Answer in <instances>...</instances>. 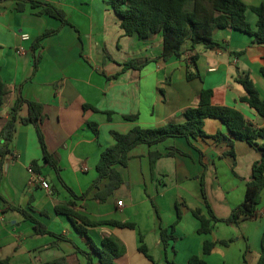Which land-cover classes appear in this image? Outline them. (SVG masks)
<instances>
[{"label":"crops","instance_id":"obj_1","mask_svg":"<svg viewBox=\"0 0 264 264\" xmlns=\"http://www.w3.org/2000/svg\"><path fill=\"white\" fill-rule=\"evenodd\" d=\"M34 1L62 9L69 24L40 15L41 8L28 1L0 4V78L8 91L0 106V147L2 130L21 91L24 98L44 105L47 118L42 130L60 174L46 161L34 125L19 124L11 144L12 154L0 157V260L9 259L10 264H54L63 259L61 264H88L81 252H93L87 239L65 214L56 212L57 205L74 201L76 210L90 221L136 224L135 230L110 225L87 227L98 247L109 236L124 243L127 252L116 261L118 264H153L139 252L141 235L157 264H188L194 255L210 264H258L264 243V192L255 218L239 224L218 222L208 235L199 233L200 222L192 212L201 209L207 214L202 194L204 178L214 214L227 219L216 214L207 182L209 171L214 193L223 197L218 203L232 212L244 201L253 164L261 158L259 151L243 141L235 142V158L224 156L231 148L212 137L219 132L230 134L218 119L205 121L208 137L193 141V145L179 137L134 148L128 165L117 166L124 184L105 202L98 199V194H102L108 180L90 188L98 178L102 153L115 144L113 131L127 133L135 127L183 123V114L198 105L206 88L214 91L213 105L235 108L253 126L264 128V118L241 101L246 92L237 82V78L249 74L264 98V45L255 44L254 38L243 32L218 30L214 38L222 47L198 46L201 77L188 80L190 52L166 63L158 62L164 49L162 35L148 40L126 36L121 19L107 0ZM244 2L248 6L247 19L256 29L258 16L252 9L264 0ZM49 30L58 32L45 38L35 50L37 39ZM24 34L30 36L28 41L22 40ZM240 52L244 53L237 56ZM36 58L39 64L35 72ZM130 61H139L143 67L124 71V64ZM27 115L24 107L20 116ZM125 116L137 119L130 121ZM89 123L98 125V134ZM151 152L162 153L154 167ZM169 152L174 155L169 156ZM34 162L41 170L37 176L49 183V189L30 171ZM21 210L61 238L38 235L35 224L26 220ZM179 213L181 219L173 233L177 240L170 241L166 252L160 229L172 232ZM231 240L228 245L221 243ZM206 241L217 242L210 255L203 252ZM93 258L94 264H101L97 255Z\"/></svg>","mask_w":264,"mask_h":264},{"label":"trees","instance_id":"obj_2","mask_svg":"<svg viewBox=\"0 0 264 264\" xmlns=\"http://www.w3.org/2000/svg\"><path fill=\"white\" fill-rule=\"evenodd\" d=\"M8 0H0V4ZM28 1L35 8H41L40 15H48L62 22V25L69 24L65 12L57 6L34 0ZM107 4L114 10L121 19V27L126 36L138 35L141 40H148L161 34L163 37V53L157 59L158 62L166 63L173 57H182L186 52H190V62L188 64L187 78L193 80L200 78L198 70V60L200 58L197 52L198 46L205 49L221 48L222 44L214 38V33L218 30H236L243 32L254 38V43L264 45V3L252 10L258 16V23L254 29L247 19L248 6L244 0H107ZM18 10L22 12L23 6L19 4ZM58 30H49L42 34L36 41L34 49L41 47L42 41L57 33ZM244 52L236 53L240 56ZM35 72L38 70V58L35 60ZM143 63L139 61H130L124 64V71L130 68L141 69ZM264 76V67L261 69ZM237 82L244 88L246 95L241 98L242 102L247 103L255 109L258 114L264 118V98L253 82L249 74L237 78ZM8 94L5 84L0 78V106L5 102ZM214 91L204 89L199 97V103L196 107L189 108L183 114V123H169L159 128H141L135 127L127 133L113 131L112 135L115 144L107 148L101 155L97 165L98 178L92 184L90 190L99 187L104 180H108L102 194H98V199L105 202L115 190L120 188L125 179L117 166L126 167L130 161V152L139 145L154 146L165 142L170 138H185L193 145V141L208 137L205 130V121L213 118L222 121L228 128L230 136L223 133H217L212 138L220 143H226L231 149L224 156L235 158V142L243 141L248 143L260 152L261 158L253 164L251 179L248 182L247 193L244 201L232 210L228 219L222 220L216 217L209 201L204 178L202 179V194L206 204L207 214L201 209L193 210V215L199 220L200 234H211L213 227L218 222L228 224H239L242 220L255 218L258 213V207L262 202L264 192V128L253 126L244 115L235 108L228 106H215L212 103ZM24 107L28 109L27 117H21L20 112ZM85 108L94 107L86 105ZM111 116V114L109 113ZM47 115L44 111V105L31 101L23 97L19 91L18 97L12 106L11 118L7 121L2 130V146L0 147V157H6L12 154L11 144L15 138L19 124H32L36 128L44 157L52 165L58 174L60 169L54 156L49 153L45 142V136L42 130V124ZM127 120L134 121L137 116H125ZM92 130L98 134L99 128L95 123H89ZM169 156L174 152H169ZM162 156L160 152H151V166L154 167L156 161ZM31 169L36 175L41 173L37 162L32 163ZM71 191V190H70ZM72 192V191H71ZM73 193V192H72ZM87 195V193L85 194ZM75 198H79L74 194ZM76 203L71 201L66 204H59L56 207L58 214H65L75 225L78 232L87 239L93 252L87 253L81 251L88 259V264H94L93 254L97 255L101 264H118L116 261L122 258L126 252V246L116 236L104 238L102 246L98 247L88 235L87 227H96L110 225L120 229H136L133 222L121 221H100L93 222L81 215L76 210ZM26 220L35 224L38 235H55L48 228L38 221L33 215L25 210H21ZM181 214H178L176 223L171 227V231L161 227L160 235L165 246L166 252L170 241H176L173 234L176 224L180 221ZM61 238V237H60ZM231 241H221L228 245ZM141 245L139 252L142 253L153 264H157L154 257L150 254L145 243L144 236H140ZM217 245V242L206 241L204 244V255H210ZM63 260V259H62ZM62 260L54 261V264H61ZM0 264H10L9 259L0 260ZM169 264H175L170 262ZM188 264H210L202 256L194 255L189 259ZM258 264H264V243Z\"/></svg>","mask_w":264,"mask_h":264},{"label":"rangeland","instance_id":"obj_3","mask_svg":"<svg viewBox=\"0 0 264 264\" xmlns=\"http://www.w3.org/2000/svg\"><path fill=\"white\" fill-rule=\"evenodd\" d=\"M212 179H213L212 178V173H211V171H209V174L207 176V182L210 185V193H211L210 196L212 197L211 200H212L213 206H214V208L216 210V214H217V216H223L224 218L228 219L230 217V215H231V212H229L228 209L225 210V206L218 203V201H223V197L221 196V194H219V192L214 193V189H213V186H212V184H213ZM214 194H215V198L216 199H213L214 198ZM222 220H225V219H222Z\"/></svg>","mask_w":264,"mask_h":264},{"label":"built area","instance_id":"obj_4","mask_svg":"<svg viewBox=\"0 0 264 264\" xmlns=\"http://www.w3.org/2000/svg\"><path fill=\"white\" fill-rule=\"evenodd\" d=\"M30 39V36L27 34L22 35L23 41H28ZM21 53V52H20ZM30 171L34 173V171L30 168ZM35 174V173H34ZM36 175V174H35ZM36 180L38 183H40L45 189H49L50 185L47 181H45L42 177L36 175Z\"/></svg>","mask_w":264,"mask_h":264}]
</instances>
